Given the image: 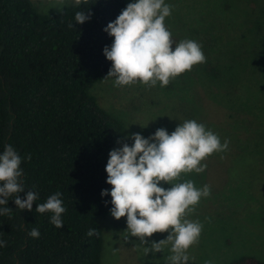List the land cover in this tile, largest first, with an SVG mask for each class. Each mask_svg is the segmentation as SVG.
<instances>
[{"label":"trees","instance_id":"1","mask_svg":"<svg viewBox=\"0 0 264 264\" xmlns=\"http://www.w3.org/2000/svg\"><path fill=\"white\" fill-rule=\"evenodd\" d=\"M127 5L82 0L53 12L41 11L33 0H0V154L13 146L22 157L20 197L29 190L39 197L32 210L19 209L14 196L0 205L11 209L0 214V240L6 241L0 264H104L101 221L113 207L106 165L111 150L132 142L125 122L93 88L112 67L104 48L114 37L104 29ZM88 10L91 19L76 23L75 13ZM259 62L264 75V34ZM200 68L208 72L206 64ZM259 163L239 149L229 171L263 172ZM104 189L108 196L101 195ZM56 192L66 208L62 228L50 222L53 213L36 212ZM33 228L39 238L29 236ZM89 229L95 234L88 236ZM229 264L264 260L245 255Z\"/></svg>","mask_w":264,"mask_h":264},{"label":"rangeland","instance_id":"2","mask_svg":"<svg viewBox=\"0 0 264 264\" xmlns=\"http://www.w3.org/2000/svg\"><path fill=\"white\" fill-rule=\"evenodd\" d=\"M33 2L41 11L58 12L75 0ZM165 3L173 6L165 20L172 38L177 43L184 39L199 42L207 63L194 65L166 87L159 83L154 87L141 83L116 87L114 77H105L93 93L125 122L129 137L140 133L148 138L160 128L171 134L183 121L195 119L218 134L222 143L229 141L226 151L202 161L206 165L203 172L182 174L180 182L190 179L198 188L209 185L211 189L210 196L202 198L188 216L203 225L198 243L188 249V264L209 260L229 264L245 255L264 260V75L259 62L264 0ZM204 64L208 67L205 73L200 68ZM239 149L257 159L261 166H256L263 172H230ZM161 186L169 188L171 184L161 182ZM112 217L101 221L104 264H166L170 243L155 254L145 255L144 249L153 241L167 239L169 232L154 233L146 245L131 236L126 216L119 220Z\"/></svg>","mask_w":264,"mask_h":264},{"label":"clouds","instance_id":"3","mask_svg":"<svg viewBox=\"0 0 264 264\" xmlns=\"http://www.w3.org/2000/svg\"><path fill=\"white\" fill-rule=\"evenodd\" d=\"M81 2L75 0L76 5ZM172 8L165 0H135L106 26L104 31L114 37L111 47L104 48L106 58L112 62L106 77L115 78L114 86L141 83L154 87L159 83L160 87H166L194 65L206 62L199 42L184 39L177 43L172 38L165 24ZM90 19L89 10L75 13L76 23ZM68 27H73L72 23ZM129 138L134 144L123 143L111 150L106 165L107 183L112 185L111 214L117 220L126 216L131 236L146 245L147 238L154 233L169 232L167 239L153 241L151 247L145 248V255L162 252L161 246L170 243L171 254L166 264H188V249L198 243L203 229L201 222L188 216L195 212L202 198L210 196L211 189L209 185L198 188L190 179L180 180L182 174L203 172L206 165L202 161L226 151L229 141L222 143L218 134L195 119L183 121L171 134L160 128L148 138L140 133H132ZM27 159H31L30 154ZM21 163L18 152L12 145H6L0 154V205H7L8 198L14 196L19 209L32 210L39 197L31 190L27 191L26 199L20 197L25 191ZM161 182L171 187L165 188ZM61 195L56 192L36 208L41 214L53 213L50 222L57 228L63 227L61 215L66 211ZM101 195L108 196L109 190H102ZM10 210L0 208V214L8 215ZM94 234L95 229H89L87 235ZM29 236L39 238L40 232L33 228ZM2 246H6V241L0 240Z\"/></svg>","mask_w":264,"mask_h":264}]
</instances>
